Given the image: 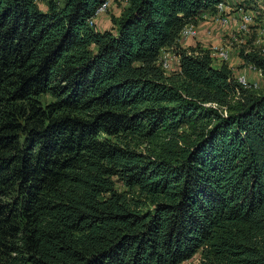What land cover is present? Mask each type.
I'll list each match as a JSON object with an SVG mask.
<instances>
[{
    "label": "trees",
    "instance_id": "obj_1",
    "mask_svg": "<svg viewBox=\"0 0 264 264\" xmlns=\"http://www.w3.org/2000/svg\"><path fill=\"white\" fill-rule=\"evenodd\" d=\"M103 1L0 0V264H264V84L180 42L222 0Z\"/></svg>",
    "mask_w": 264,
    "mask_h": 264
},
{
    "label": "built area",
    "instance_id": "obj_2",
    "mask_svg": "<svg viewBox=\"0 0 264 264\" xmlns=\"http://www.w3.org/2000/svg\"><path fill=\"white\" fill-rule=\"evenodd\" d=\"M109 5V0H104L95 10L93 17L89 19L92 25L96 18L105 12ZM261 17L263 23L260 25L257 18ZM199 26L206 37H213L207 48L213 60L216 63H227L232 69L230 46L237 44L239 48L245 47L244 52H256L264 56V0H222L216 6V11L210 16H206L199 25H187L180 33V42L191 41L199 42ZM216 28L218 29L216 31ZM223 34L228 36L229 44ZM251 42L247 44L248 40ZM172 60L174 63H172ZM176 56L167 49L162 50L160 54V64L166 71H173L177 64ZM244 70L235 74L236 81L243 87L249 89H258L259 83L250 81L246 70H255L261 75L262 71L253 63L245 64Z\"/></svg>",
    "mask_w": 264,
    "mask_h": 264
},
{
    "label": "rangeland",
    "instance_id": "obj_3",
    "mask_svg": "<svg viewBox=\"0 0 264 264\" xmlns=\"http://www.w3.org/2000/svg\"><path fill=\"white\" fill-rule=\"evenodd\" d=\"M124 6H125L124 0H109V5H108L107 9L105 10V12L100 14L94 22L96 27L101 30V29H106V28H109L110 26H112L111 17L112 16H118ZM217 30L218 29L216 28V31ZM222 35H223V38L226 39V44L228 45L229 44V41L227 40L228 36L226 34H223V33H222ZM199 36H200V34H199ZM182 43H183V45H186L187 41H182ZM230 48L232 49L231 58H232V64L234 65L233 70H234V73L237 74L240 71L244 70V68L246 66L243 64V62L241 61V59L238 55V49L237 48H239V47L237 46V44H232V46H230ZM172 63H174L173 60H172ZM246 72H247V76L250 79V81H256L259 83L260 86H262L264 84V79H263L262 73L260 75L259 72L255 71V70H251V69L250 70L247 69ZM159 143H160V140L156 139V140L152 141L150 144L144 143V144L140 145V148H143V149L148 148V149L154 150L158 147ZM123 188L124 187L119 184V189H123ZM205 250H206V248H205ZM203 255H204V252L199 250L191 259L184 261L181 264H198L202 261V259L204 257Z\"/></svg>",
    "mask_w": 264,
    "mask_h": 264
},
{
    "label": "crops",
    "instance_id": "obj_4",
    "mask_svg": "<svg viewBox=\"0 0 264 264\" xmlns=\"http://www.w3.org/2000/svg\"><path fill=\"white\" fill-rule=\"evenodd\" d=\"M199 30L201 31H199V34H200V36H199V43L202 45V46H206L207 44H209V42L210 41H212V40H214V38L213 37H206L204 34H203V31H202V29H201V27L199 26ZM189 44H192V42L191 41H189L188 42Z\"/></svg>",
    "mask_w": 264,
    "mask_h": 264
}]
</instances>
